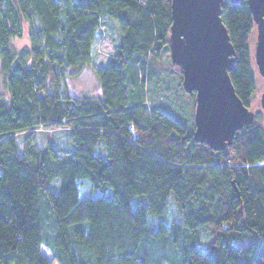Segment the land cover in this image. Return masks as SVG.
I'll list each match as a JSON object with an SVG mask.
<instances>
[{"label": "trees", "instance_id": "obj_1", "mask_svg": "<svg viewBox=\"0 0 264 264\" xmlns=\"http://www.w3.org/2000/svg\"><path fill=\"white\" fill-rule=\"evenodd\" d=\"M171 6L0 0V264H264L260 116L214 151L194 140L195 116L185 125L150 93L156 62L170 50ZM221 12L236 53L229 76L250 109L253 15L248 0H225ZM107 20L120 41L97 66ZM23 24L30 45L17 52L11 43ZM87 68L100 97L69 92ZM82 180L102 197L82 199ZM172 195L178 220L166 218Z\"/></svg>", "mask_w": 264, "mask_h": 264}, {"label": "water", "instance_id": "obj_2", "mask_svg": "<svg viewBox=\"0 0 264 264\" xmlns=\"http://www.w3.org/2000/svg\"><path fill=\"white\" fill-rule=\"evenodd\" d=\"M224 1L172 0L171 6V61L181 68L184 91L196 95L194 140L214 151L230 147L236 133L256 118L236 95L229 76L236 53L221 19ZM248 4L257 28L256 64L264 79V0ZM260 104L264 111V91Z\"/></svg>", "mask_w": 264, "mask_h": 264}, {"label": "rangeland", "instance_id": "obj_3", "mask_svg": "<svg viewBox=\"0 0 264 264\" xmlns=\"http://www.w3.org/2000/svg\"><path fill=\"white\" fill-rule=\"evenodd\" d=\"M77 1V0H76ZM29 33L30 28L27 24H23V35L19 39H15L11 43V47L14 51H21L25 48H29ZM119 28L115 21L107 20L102 24L101 35L95 42V64L97 66H103L113 57L115 50L119 44ZM256 44H257V28L255 27L253 34L250 38L249 48L251 55L252 72L256 82V93L251 103L250 110L257 116H260L259 126L264 129V111L261 108L260 100L264 91V79L259 73L258 66L256 64ZM170 46V43L169 45ZM169 48V47H168ZM154 71V84L148 85L150 93L153 94V98L159 99V102L168 103L173 115L183 121L185 125H190L194 122L196 111V97L191 99L190 96L183 92L182 79L183 75L181 68L176 66L171 61L170 50L165 49L161 52L159 61L156 62ZM69 92L77 97H100L101 91L99 90L96 78L90 68H87L77 78L71 79L68 82ZM150 96V95H149ZM7 101V91L5 79L0 70V103ZM195 103V105L193 104ZM63 131L62 128L57 129V132ZM53 131L47 132L48 138ZM46 133V132H44ZM47 138V137H46ZM44 139V138H41ZM59 181V180H58ZM81 183V185H80ZM60 182L53 184L52 189L56 190L59 187ZM81 197H102V193L94 191L91 188V182L88 180H82L79 182ZM111 193V192H110ZM170 203L174 201V196L170 197ZM138 199L132 201L133 206H137ZM180 217L179 211L176 209L173 203L170 204L166 218L168 220H178ZM48 256L49 253L44 251ZM53 264H57L53 262Z\"/></svg>", "mask_w": 264, "mask_h": 264}]
</instances>
